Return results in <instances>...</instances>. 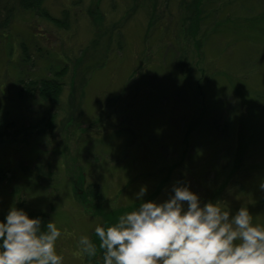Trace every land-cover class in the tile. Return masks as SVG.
<instances>
[{
	"label": "rangeland",
	"instance_id": "1",
	"mask_svg": "<svg viewBox=\"0 0 264 264\" xmlns=\"http://www.w3.org/2000/svg\"><path fill=\"white\" fill-rule=\"evenodd\" d=\"M19 1L0 0V216L45 213L64 264H97L79 237L141 186L187 183L264 226V0Z\"/></svg>",
	"mask_w": 264,
	"mask_h": 264
},
{
	"label": "clouds",
	"instance_id": "2",
	"mask_svg": "<svg viewBox=\"0 0 264 264\" xmlns=\"http://www.w3.org/2000/svg\"><path fill=\"white\" fill-rule=\"evenodd\" d=\"M146 192L141 186L138 206L114 223L95 226L98 243L81 235L80 252L94 259L99 250L97 264H264V226L253 224L247 206L233 212L221 201H202L180 181L163 201L144 200ZM61 236L52 219L10 206L0 220V264H64L56 249Z\"/></svg>",
	"mask_w": 264,
	"mask_h": 264
},
{
	"label": "trees",
	"instance_id": "3",
	"mask_svg": "<svg viewBox=\"0 0 264 264\" xmlns=\"http://www.w3.org/2000/svg\"><path fill=\"white\" fill-rule=\"evenodd\" d=\"M19 2H20V6L24 9L36 10V11H39V9H40L39 4L41 3V0H20ZM56 83H57L56 80L51 79V80H49L48 83L44 82V85H43L44 87L41 88V90L45 88V91H47V95H48L47 98H49V102H51V101L57 102V100H54V99H56L54 97V96H56L55 94L58 93V91H57L58 86L56 85ZM41 84H43V82H41ZM53 93H55V94H53ZM46 126H49V125L48 124L45 125L44 120L42 119L41 121H39V123L35 124L33 127H25V128H22L21 131L24 135H29V133H30L29 130H32L33 128H35L34 131H36L37 134H41L46 130ZM0 174H1V171H0ZM20 208L24 209L30 217L39 216L42 218V220L45 223L47 222V217H46L45 213L37 211L31 207L25 206V204L21 205ZM3 218H4V216H0V220H2Z\"/></svg>",
	"mask_w": 264,
	"mask_h": 264
}]
</instances>
